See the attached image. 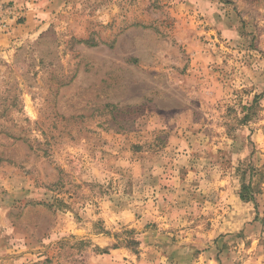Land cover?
I'll list each match as a JSON object with an SVG mask.
<instances>
[{"label":"rangeland","instance_id":"1","mask_svg":"<svg viewBox=\"0 0 264 264\" xmlns=\"http://www.w3.org/2000/svg\"><path fill=\"white\" fill-rule=\"evenodd\" d=\"M0 264H264V0H0Z\"/></svg>","mask_w":264,"mask_h":264},{"label":"trees","instance_id":"2","mask_svg":"<svg viewBox=\"0 0 264 264\" xmlns=\"http://www.w3.org/2000/svg\"><path fill=\"white\" fill-rule=\"evenodd\" d=\"M247 190V186L246 185H244L243 186V189H242V192H241V198L243 199V200H253V194H249L248 192H245Z\"/></svg>","mask_w":264,"mask_h":264}]
</instances>
